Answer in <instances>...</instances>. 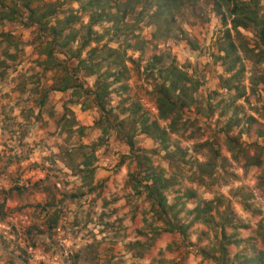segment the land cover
I'll return each instance as SVG.
<instances>
[{"label":"rangeland","instance_id":"obj_1","mask_svg":"<svg viewBox=\"0 0 264 264\" xmlns=\"http://www.w3.org/2000/svg\"><path fill=\"white\" fill-rule=\"evenodd\" d=\"M30 1L42 10L51 4L59 18L78 16L72 27L79 35L99 8L90 0ZM153 1L125 3L131 11L118 36L108 30L111 21L92 25L102 40L90 47L105 43L119 53L99 51V71L89 74L77 69V59L68 60L67 71L47 64L49 35L26 23V0H0V264H220L212 256L224 233L238 240L232 253L263 246L256 230L264 225V153L260 165L247 156L264 146V46L254 27H233L231 0H163L157 16ZM54 56L67 58L59 50ZM172 63L198 84L176 132L159 118L154 93L163 81L159 66ZM67 72L82 88L53 89ZM98 79L108 84L104 110L92 93ZM137 104L149 122L166 128L168 149L134 122ZM119 120L169 179L168 217L182 232L165 229L144 188L129 183L130 173H144L115 128ZM228 137L247 156L232 153ZM55 210L59 219L50 228ZM228 214L238 227L226 225Z\"/></svg>","mask_w":264,"mask_h":264},{"label":"trees","instance_id":"obj_2","mask_svg":"<svg viewBox=\"0 0 264 264\" xmlns=\"http://www.w3.org/2000/svg\"><path fill=\"white\" fill-rule=\"evenodd\" d=\"M135 2H140L143 0H131ZM158 2V9L154 15H160L163 11L164 4H160L163 0H154ZM152 3H155V2ZM259 1L261 0H231L230 6H228V13L232 16L231 22L233 27L239 31L238 27H254L256 30V35L258 37L259 44L264 46V5L260 6ZM264 1V0H263ZM26 4L24 7L27 10V14L25 19H27L29 24H37L39 27L47 31L48 37L46 39V45L44 46L42 53L45 54V62L47 64H53L54 66L63 67L66 71L68 70V60L69 59H77L79 64L78 70H85V72L89 74L97 73L99 70V62L94 61V57L98 55V52H107L111 51L109 57H112V54H118L117 48L109 47L107 44H102L99 46V42L102 40V35L96 31L91 29L92 25L97 22L102 21H111V26L108 28H114L116 35L122 33L123 26L122 24L126 23L124 20L125 15L131 11V8H127L125 3H129V0L124 2H115L113 5H106L109 0H90L91 3L89 5L96 4L99 8L98 10H93V19L92 16L90 18L89 23L85 26L86 31L84 34H78L77 30L72 27V24L78 20V16L72 14H68L63 18H59L58 15L55 14V10L50 8L49 3H44L43 5H48V9L42 10V5L30 6V0H26ZM29 2V3H28ZM114 9L108 11L106 8ZM260 9H263V12L260 13ZM119 12V13H118ZM4 17H7L5 12L2 13ZM53 21V22H52ZM95 42L98 43L93 47H90L91 44ZM75 44V46H74ZM88 47L86 55L82 57L83 50ZM233 47V45H232ZM56 50L61 51L67 58L64 60H57V56H54V52ZM252 51L254 49L251 48ZM108 53V52H107ZM101 54V53H100ZM226 56H229V52H226ZM159 56L156 54L151 57V61L148 63V67L157 64V59ZM113 59V58H112ZM67 60V61H66ZM110 61V60H107ZM77 62V63H78ZM110 63V62H108ZM113 63V62H112ZM117 65H124L122 62H114ZM113 63V64H114ZM229 71H232V66L228 68ZM158 74L163 76V81L157 83L154 86L155 100H156V108L158 110L159 118L168 121L167 127L171 132H176L178 130V124L181 121L182 113L184 108L192 105L195 102L193 97V93L197 89V81L193 80L191 76L188 75L187 72L179 68L176 64H169V66H159ZM108 75V71L104 72V74ZM112 73V72H110ZM119 73V70L113 72V75ZM102 75V74H100ZM78 77L74 73H69L64 75L60 85L51 86L56 90H66L69 88H82V82H77ZM226 88H231V82H226L224 85ZM235 87V86H233ZM108 84L104 81L102 82L100 79L96 82V89L92 91L93 97L97 105L101 110L105 109L104 102L102 101L105 91H107ZM87 91H90L87 89ZM264 107V105H263ZM139 105H133L132 110L135 112V115L138 113L140 118H136L134 122H138L141 126L142 132L148 133L154 139H158L162 146L165 149H168V132L166 128L161 129L155 121L149 122V118L144 114L139 113ZM122 121L116 124L115 127L117 131L120 132V135L126 140L127 145L129 146L130 157L135 161L136 166L139 168V174L143 172L142 178H138L135 174L130 173L129 175V183L132 184V187L135 190H139L141 187L144 188L146 192V198L151 201V203L156 206L155 212L158 214L159 218L165 223V229L173 231L174 229H178L179 232H182L183 225L178 223H173L168 217L169 209L172 208V205L167 204L165 190L170 185V181L168 178L163 176V172L160 168L153 167V162L150 159L149 155H146L143 151L139 150L134 141L133 132H123V128L121 127ZM226 144L231 148L232 153L236 152L239 154L240 152L244 153L247 151L244 150V147L240 145L235 137H228L226 140ZM240 145V146H238ZM260 149L264 150V146H259ZM255 153L252 156H247L248 164L253 161L254 164L260 165L263 162V153ZM235 155V158L238 159V155ZM92 157V156H91ZM86 159H90L89 157H85L81 164L84 167L81 169L83 171L88 168V163ZM249 159V160H248ZM92 162V160H90ZM252 163V162H251ZM146 180V181H144ZM54 204V198L51 205ZM172 215L176 217V212H172ZM201 214H197L199 218ZM59 219L58 211H54V214L51 217V222L49 227L52 228L56 224ZM224 222L230 228H236L238 225H235V215L228 214V216L223 217ZM226 219V220H225ZM225 225V224H223ZM256 235L259 236L261 246L259 249H256L251 254H248L246 251L242 250L240 252L232 253L229 248L234 245L238 246V240L234 235L227 236L225 233L223 234L224 238L219 243V254L213 255L215 261H219L220 264H264V225L261 229L256 230ZM230 262V263H228Z\"/></svg>","mask_w":264,"mask_h":264}]
</instances>
